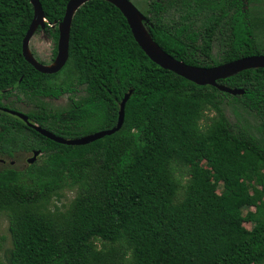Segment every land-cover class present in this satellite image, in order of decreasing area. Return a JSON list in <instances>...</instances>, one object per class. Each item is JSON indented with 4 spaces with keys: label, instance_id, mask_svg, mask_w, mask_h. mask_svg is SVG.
<instances>
[{
    "label": "trees",
    "instance_id": "obj_1",
    "mask_svg": "<svg viewBox=\"0 0 264 264\" xmlns=\"http://www.w3.org/2000/svg\"><path fill=\"white\" fill-rule=\"evenodd\" d=\"M256 1L149 0L141 11L166 52L213 67L264 54ZM40 2L48 23L36 34L54 40V60L69 0ZM33 17L30 0H0V107L13 91L35 104L67 96L63 110L25 114L76 138L114 127L132 94L122 128L86 145L0 111V158L41 150L22 170L0 168L12 239L0 264H264V68L218 81L242 95L198 86L151 61L117 7L92 0L73 18L67 64L44 74L22 52ZM230 102L256 115L258 133L230 121ZM70 191L69 204L54 203Z\"/></svg>",
    "mask_w": 264,
    "mask_h": 264
},
{
    "label": "water",
    "instance_id": "obj_2",
    "mask_svg": "<svg viewBox=\"0 0 264 264\" xmlns=\"http://www.w3.org/2000/svg\"><path fill=\"white\" fill-rule=\"evenodd\" d=\"M89 1L92 0H69L64 18L57 24L59 31L57 55L52 63L44 64L42 62H39L34 56V53L30 48V42L39 29H45L48 20L46 19L40 0H30L34 8V17L23 39L22 52L26 61L37 71L44 74H56L65 67L70 58V33L73 18L76 12ZM105 1H108L121 11V13L128 21L135 40L137 41L141 49L146 53V55L151 59V61L159 65L161 68L174 72L175 74L198 86H213L221 92H225L234 96L242 95L244 94L245 90L239 88H231L227 85L219 84L218 81L234 76L245 70L264 68V54L243 57L213 67H199L186 64L185 62L176 59L171 54L166 52L152 38L148 28L146 27V15L133 3L132 0ZM131 94L132 91L127 93L122 100L120 104L118 121L114 127H112L111 129L96 131L76 138H65L63 136L56 135L50 130L29 121L28 116L23 112L10 110L9 113L19 117L29 127L34 129L44 137L51 139L52 141L64 145H86L107 135H112L122 128L125 120L126 104L130 99ZM40 155L41 150L34 151L32 157L29 158L28 163H35Z\"/></svg>",
    "mask_w": 264,
    "mask_h": 264
},
{
    "label": "rangeland",
    "instance_id": "obj_3",
    "mask_svg": "<svg viewBox=\"0 0 264 264\" xmlns=\"http://www.w3.org/2000/svg\"><path fill=\"white\" fill-rule=\"evenodd\" d=\"M133 3L140 9L144 10L146 8L147 3L149 0H132ZM254 7H252L254 15H255V21L258 22V27L256 29V32L258 34V37L261 41L264 42V0H258L256 3H254ZM257 17V18H256ZM258 18H261L259 20ZM258 19V20H257ZM262 23V24H261ZM53 47H54V40L48 35V33L45 32H39L34 35V37L31 39L30 42V48L32 52L34 53V56L39 62L50 64L53 62ZM70 73L69 66L64 69L59 75L58 80H61L62 78L65 77ZM15 91H13L12 94H14ZM21 97L19 98L20 101H22L20 107L23 111H27L29 109H36L35 111L38 112H48L50 109L53 110H63L67 108L68 106V101L67 98L62 96L59 99H53V98H47V99H38L39 102L35 104L34 102L30 101L29 96L23 95L20 93H15V96ZM46 105V109L42 105ZM41 106H40V105ZM218 107L222 108L223 107L221 104H219L218 101ZM225 111L226 115L230 119L232 123H239L241 126L246 127L248 130H250L253 133H258V127H259V119L256 117V115L249 111L248 109L235 104L233 102H230L227 106H225ZM65 134H73L77 133V131H73L72 129H67L64 128L62 130ZM32 154L31 153H26V152H21L17 154V164L15 167L19 169H24L25 167L28 166L27 159L31 158ZM3 158H0V168L2 167V160ZM12 161V159H9V163ZM75 193L73 191L66 192L65 197L62 198L61 201L55 200L54 203L57 205L61 206L62 204H69V202L74 198ZM244 226L247 229H252V223L250 222H245ZM9 227V220L8 217L5 214L0 215V257L4 258L5 253L7 250L11 247L12 245V239L11 235L8 230Z\"/></svg>",
    "mask_w": 264,
    "mask_h": 264
},
{
    "label": "flooded vegetation",
    "instance_id": "obj_4",
    "mask_svg": "<svg viewBox=\"0 0 264 264\" xmlns=\"http://www.w3.org/2000/svg\"><path fill=\"white\" fill-rule=\"evenodd\" d=\"M42 32V31H41ZM45 32V31H43ZM46 33V32H45ZM36 34V33H35ZM1 97V96H0ZM2 97H7V98H3V105H5V107H0V111H4V112H7L9 113L10 110L12 111H16V109H18L20 112H23V113H28V112H31L33 109H29L27 111H23L20 107V104L22 103V101L19 100V97L16 95L15 96V93L14 94H9V95H4ZM67 98V101H68V105H69V97L65 96ZM47 99V98H46ZM54 99V98H53ZM23 105V104H21ZM9 107V108H8ZM68 107V106H67ZM18 111V112H19ZM10 114V113H9ZM13 115V114H11ZM15 116V115H14ZM30 121V120H29ZM33 123V122H32ZM35 124V123H34ZM36 151V150H34ZM34 151L30 152L32 155L34 153ZM29 154V153H28ZM9 159H12V161L9 163V165L15 167V165L17 164V154H15L14 157H5L3 158L1 161H2V166H6L8 165V161ZM28 160L29 158L27 159V163H28ZM29 164V163H28Z\"/></svg>",
    "mask_w": 264,
    "mask_h": 264
}]
</instances>
